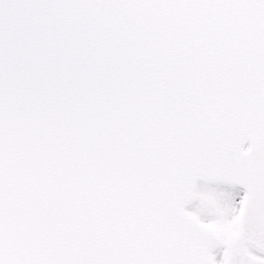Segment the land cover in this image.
Instances as JSON below:
<instances>
[{"label":"snow or ice","instance_id":"obj_1","mask_svg":"<svg viewBox=\"0 0 264 264\" xmlns=\"http://www.w3.org/2000/svg\"><path fill=\"white\" fill-rule=\"evenodd\" d=\"M0 264H264V0H0Z\"/></svg>","mask_w":264,"mask_h":264}]
</instances>
